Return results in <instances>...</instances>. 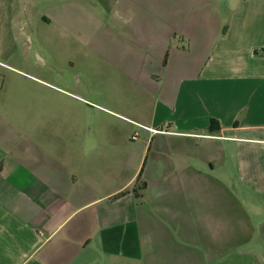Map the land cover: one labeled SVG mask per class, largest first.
Here are the masks:
<instances>
[{"label": "crops", "instance_id": "1", "mask_svg": "<svg viewBox=\"0 0 264 264\" xmlns=\"http://www.w3.org/2000/svg\"><path fill=\"white\" fill-rule=\"evenodd\" d=\"M56 50L139 143L0 110V264H264V0H0L8 60Z\"/></svg>", "mask_w": 264, "mask_h": 264}, {"label": "rangeland", "instance_id": "2", "mask_svg": "<svg viewBox=\"0 0 264 264\" xmlns=\"http://www.w3.org/2000/svg\"><path fill=\"white\" fill-rule=\"evenodd\" d=\"M236 5L230 9L232 13ZM229 11L225 14L226 18L229 16ZM12 60L0 52V86L5 85L2 92L0 91V100L3 102L0 106L1 111L6 112H24L31 110L32 105L29 101L34 98L37 100L41 97H55L56 105L54 110L56 112L69 113V126L72 128H81L91 133H97L101 130H107L109 139L115 141V132L119 129L125 132L126 142L133 144L139 143V139L132 140L135 132L128 126L117 119L116 114L112 111H120L111 96H103L102 94H111L110 84L108 86H96L95 80L97 79L96 69L92 66H85L78 63L71 69L69 64L65 62L66 55L63 56L60 50L56 51H33L30 55L28 62L23 61L22 54L14 56ZM59 58L57 62L60 66V73L54 70L53 58ZM61 64V65H60ZM9 65V67H8ZM94 66V65H93ZM92 79L93 82L85 84L82 89L79 87H71L65 81L69 78ZM34 78V79H33ZM37 80H44L46 83H34ZM34 81V82H32ZM92 85V86H91ZM101 85V84H98ZM59 89L60 91L56 90ZM72 95H79L77 101L71 100V103L63 104V99L60 97L66 96L67 92ZM71 95V96H72ZM108 109V110H107ZM115 115V116H113ZM141 122L142 119L133 118ZM139 136V135H138ZM111 142V143H112Z\"/></svg>", "mask_w": 264, "mask_h": 264}, {"label": "built area", "instance_id": "3", "mask_svg": "<svg viewBox=\"0 0 264 264\" xmlns=\"http://www.w3.org/2000/svg\"><path fill=\"white\" fill-rule=\"evenodd\" d=\"M139 127L149 131L151 134H169V126L168 125H165L163 128L161 129H152V128H147V127H144L142 125H138ZM137 138V135L133 137V139H136Z\"/></svg>", "mask_w": 264, "mask_h": 264}, {"label": "trees", "instance_id": "4", "mask_svg": "<svg viewBox=\"0 0 264 264\" xmlns=\"http://www.w3.org/2000/svg\"><path fill=\"white\" fill-rule=\"evenodd\" d=\"M209 130H210L211 132H217V131L220 130V126H219V123H218L217 120H212V121H211V124H210V126H209ZM145 187H146V184H143V186H142L141 188H142V189H145Z\"/></svg>", "mask_w": 264, "mask_h": 264}]
</instances>
